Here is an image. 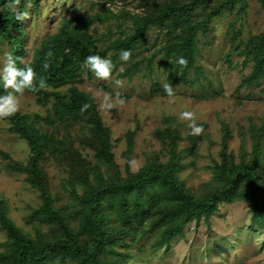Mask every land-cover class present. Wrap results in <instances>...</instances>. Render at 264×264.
<instances>
[{"label": "trees", "instance_id": "obj_1", "mask_svg": "<svg viewBox=\"0 0 264 264\" xmlns=\"http://www.w3.org/2000/svg\"><path fill=\"white\" fill-rule=\"evenodd\" d=\"M46 1L19 0L16 7L37 16ZM81 1L86 4L82 11ZM135 1L140 10L133 12L111 9L103 0H54L58 3L57 24L37 39L26 60L31 24L14 19L9 7L12 0H0V49L11 52L18 67L31 65L48 83L45 89L25 90L37 105L46 107L44 116L17 111L2 118L8 123L7 130L25 142L28 152L25 163L5 154V167L22 173L37 192L40 203L30 217L45 230L35 227L30 234L17 226L0 195V229L5 234L0 264H128L132 249L146 250L145 236L153 235L149 249L166 246L188 224L207 221L224 202L247 203L251 228L264 230V120L249 125L250 149L241 146L237 155L228 149L232 132L222 124L218 159L209 166L211 178L194 190L179 176L184 164L176 128L154 131L166 159L155 153L135 172L129 169L128 156L136 132L129 131L123 171L95 98L77 86L83 74L93 75L83 60L94 53L110 58L113 71L116 65H125L119 78L132 77L140 65L134 58L152 44L153 30L162 35L160 46L142 57L145 77L152 81L151 92L166 95L159 76H153L157 53L158 71L167 83L195 85L203 74L198 61L199 35L206 36L213 21L226 10H235L229 23L233 38L227 61L233 54L244 67H250L240 86L260 84L264 80V31L243 40L238 39L241 32L235 26L246 14L248 0ZM254 1L264 5V0ZM111 27L117 28L116 34ZM121 49L132 51L126 62L119 58ZM178 56L188 61L183 68L175 63ZM4 91L0 87V94ZM84 104L89 107L81 111ZM72 129L78 133L72 135ZM196 138L198 135L189 136L186 149L196 150ZM85 150L91 159L87 153L83 155ZM47 161L66 174L62 180L70 199L66 204L57 205L50 190L44 169Z\"/></svg>", "mask_w": 264, "mask_h": 264}, {"label": "rangeland", "instance_id": "obj_2", "mask_svg": "<svg viewBox=\"0 0 264 264\" xmlns=\"http://www.w3.org/2000/svg\"><path fill=\"white\" fill-rule=\"evenodd\" d=\"M103 1L114 10H140L135 6L137 2L132 0ZM53 2L54 0H47L42 3L40 13L37 16L28 15L25 20L31 24L28 26L30 44L29 52L24 58L26 60L29 59L37 39L49 33L57 24L55 12L58 3ZM85 6V2L81 1L80 10ZM234 14L235 10H226L213 21L206 36L199 35L198 61L203 74L193 86L181 85L179 82L171 84L175 92L173 97L151 92L152 81L145 77V61L142 57L149 56L160 46L162 35L156 34V30L151 32L149 43L152 44L135 56L134 60L140 65L139 71L132 77L117 76L121 66L125 67L123 64L116 65L117 70L113 71V77L107 80L96 79L93 75H82L81 83L77 86L90 92L95 98L102 118L111 131L115 160L123 171L127 157L126 135L129 131L136 132L133 152L128 156L129 169L135 172L148 156L159 153L162 157L165 152L155 138L154 131L167 126L176 128L181 137L178 145L184 164L179 176L187 187L194 190L211 178L209 166L213 159H218L222 124L227 125L232 132L228 143L230 151L237 155L241 146L247 151L250 149L249 125H257L264 120V80L256 86H240L250 67H244L241 58L233 54L227 61L226 56L232 52L233 35L229 31V23L234 19ZM235 26L241 32L238 39L243 40L248 39L251 34L264 31V5L248 0L246 14ZM116 29L111 27L114 34ZM100 30L102 31L101 28ZM7 53L5 48L0 49V62ZM158 55L157 53L153 58V76H159L163 86L167 80L158 71ZM115 78L120 79V85L114 83ZM117 91L124 99L123 104L114 99ZM109 100L113 105L111 108L107 107ZM183 110L192 111L196 123L203 126V131L196 138L195 151L186 149L190 145L187 121L178 118ZM18 111L44 116L46 107L37 105L31 95L24 93L20 98ZM7 126L8 123L0 118V195L6 200L8 215L14 223L24 231L34 234L35 227L45 230L44 225L30 217L40 203L38 194L26 183L22 173L5 167L8 159L4 157L6 154L13 160L25 163L28 158L27 146L24 141L10 133ZM71 131L72 135L78 133V129ZM82 153L89 155L88 150ZM88 159H91L90 155ZM44 169L57 205L66 204L70 199L68 192L62 188V180L66 176L63 168L47 161ZM152 238L153 235L145 236L143 241L146 250H131L132 257L128 264H264V230L251 228L248 204L243 201L222 203L207 221L188 224L182 235L172 239L166 246L149 249ZM4 240L5 234L0 229V252L3 250Z\"/></svg>", "mask_w": 264, "mask_h": 264}, {"label": "clouds", "instance_id": "obj_3", "mask_svg": "<svg viewBox=\"0 0 264 264\" xmlns=\"http://www.w3.org/2000/svg\"><path fill=\"white\" fill-rule=\"evenodd\" d=\"M19 0H12L9 5L11 11L14 14L16 21L23 22L28 18L27 11H20L16 5ZM132 54L131 49H121L119 51V58L121 61H128ZM51 56V52L47 54ZM187 59L184 56H178L175 63L181 68L187 65ZM83 65L93 74L96 79L107 80L113 77L114 63L110 58L102 57L99 54H91L85 56ZM46 68L47 65L45 64ZM120 71H123L121 66ZM116 85H120L121 81L118 78L114 79ZM0 87L5 91L0 94V118L8 117L16 113L20 106V98L25 93V90L36 91L39 89H45L48 87V83L45 77L39 76L31 65H24L18 67L16 60L11 52L5 54L3 61L0 62ZM164 92L167 96L173 97L175 95L174 87L165 83L163 85ZM106 99L108 96L106 95ZM114 99L120 104L124 103L123 97L117 91ZM113 105L109 102L107 107L111 108ZM88 104H84L81 111L88 108ZM180 120L187 121V127L189 129V135H199L203 131V126L196 123L195 114L192 111L183 110L179 113Z\"/></svg>", "mask_w": 264, "mask_h": 264}]
</instances>
